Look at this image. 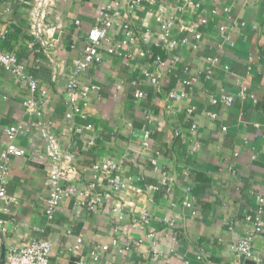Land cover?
Returning a JSON list of instances; mask_svg holds the SVG:
<instances>
[{"label": "crops", "instance_id": "1", "mask_svg": "<svg viewBox=\"0 0 264 264\" xmlns=\"http://www.w3.org/2000/svg\"><path fill=\"white\" fill-rule=\"evenodd\" d=\"M38 1L0 0V50L25 62L40 92L32 95L0 65V151L10 125L18 128L15 142L27 151L25 157L11 156L3 182L0 264L12 246L31 237L51 241L50 264H95L90 251L101 246L106 264H264V228L254 241L253 258L244 262L234 249L247 233L244 216L257 210V197L264 195V0H201L199 7L182 8L172 35L186 41L172 49L155 45V16L160 3L177 5L176 0H136L134 8L129 7L134 0H49L45 28L36 35L30 12ZM105 3L114 4L118 14L100 62L79 78L80 92L91 84L100 89L87 91L84 115L73 117L80 129L75 132L65 117L71 107L64 84ZM124 23L133 37L122 29ZM145 30L149 44L140 38ZM117 44L122 55L108 52ZM124 54L131 63L123 61ZM145 69L159 76L156 85L145 78ZM136 89L143 96L135 97ZM170 91L185 96L170 99ZM229 94L234 99L226 104L222 96ZM30 97L44 100V117L71 169L69 182L86 184L93 163L115 158L122 159L119 175L132 188L120 193L105 188L97 212L65 198L55 218H46L52 162L35 127L38 116L25 111L23 101ZM164 181V192L146 189ZM164 218L175 219V226ZM78 237L82 242L76 247ZM114 243L130 248L119 253Z\"/></svg>", "mask_w": 264, "mask_h": 264}, {"label": "built area", "instance_id": "2", "mask_svg": "<svg viewBox=\"0 0 264 264\" xmlns=\"http://www.w3.org/2000/svg\"><path fill=\"white\" fill-rule=\"evenodd\" d=\"M176 1H178L177 5H171L169 2L160 3L158 5L157 15L155 16V21L159 25V34L158 39L155 41V45L163 46L167 49H172L180 42L183 43L186 41L185 37L179 41V39L176 40L173 38L172 35V30L175 28V23L178 20V12L184 7H199L201 0ZM136 4L137 1L134 0L130 3L129 7L134 8ZM49 5V0H41L40 2L38 1L35 3L31 8V29L36 35H39L41 30L43 31L45 28V19L48 11L46 6ZM117 14L114 4H101L96 15L98 23L88 28L83 54L76 62L72 75L64 84L65 100L71 107V110L65 115V117L70 123V128L75 132H80V129L77 126H74L73 117L76 114L81 116L84 115L85 107L87 106V101L85 99L87 91H97L100 89L98 85L91 84L89 89L80 92L79 78L81 74L86 72L94 63L100 62L101 47L110 36V29L113 26V17ZM76 23H79V21H76ZM122 29L128 32L130 37L134 36L132 35L134 33L131 27L127 23L122 24ZM194 35L196 38L200 37L197 33ZM150 36L151 34L149 30H145L140 34L142 42L148 44L151 43ZM122 42L124 43L125 41L123 40ZM108 52L122 55V53H120V44H117L116 47L109 48ZM123 61L126 64H129L132 59L130 56L124 54ZM157 61L160 62L159 57L157 58ZM212 62H217V60L213 59ZM0 65L9 70V72L17 79L24 82L32 95L40 93L37 78L29 73L25 62L20 60L15 53L0 50ZM143 75L150 84L156 85L158 83L159 76L152 74L149 70H143ZM186 84H189V81H186ZM79 95H82V100L80 101L77 100V96ZM134 95L135 97H141L143 96V91L136 89ZM245 95V91L242 89L239 92V96L244 98ZM184 96L185 93L182 91H170L168 93V98L170 99H181ZM233 99L234 97L231 94L222 96V100L226 104H230ZM23 105L25 106L26 112H32L38 116L35 127L43 140L44 152L52 162L48 170L49 192L45 198L44 208L46 218L51 220L55 218L60 204L65 198H74L79 206L84 207L90 212H97L100 210L104 202L105 196L103 190L105 188L113 193H120L132 188L131 184L126 182L119 175L122 159L118 160L115 158H106L100 162L93 163L89 168L91 175L86 184L79 186L75 183L69 182V173L71 169L68 165H65V159L63 157V150L59 138L51 130L52 122L44 117V100L42 97L39 101L30 97L23 101ZM188 111H193V107ZM206 115L209 118H216L217 116V114L212 111H207ZM150 121V118L147 117V122L149 124ZM149 124L144 129V139L142 141L144 146H147L149 142ZM191 128H196V124H192ZM17 133L18 128L15 125H10L5 129L7 141L4 149L0 151V200L6 199V191L3 182L9 174V160L11 156L25 157L27 155V151L15 142ZM176 134H178V132H176ZM88 143L92 144L93 140L88 139ZM152 163L156 164V159H153ZM163 184L166 185V181H164ZM146 189L155 190L158 189V186L149 185ZM257 199L260 203L257 210L254 213H247L244 216V222L248 226L247 233L240 238L234 246L237 257L244 262L253 258L252 248L254 241L257 236L263 232L264 228V195L258 196ZM162 221L169 227L175 226V219L173 218H164ZM2 222L3 221L0 219V229L5 230L6 226L3 225ZM227 227L228 229H232L233 221H229ZM76 241V247H78L82 242V238L78 237ZM114 245L117 247L116 250L119 253H123L130 248L129 243L124 245L114 243ZM105 249L106 246H101L99 249L91 250L90 259L95 264H106L101 257V250ZM50 253L51 241L48 238L31 237L23 244L12 246L8 250L5 264H50ZM75 264H87V262L84 260H78Z\"/></svg>", "mask_w": 264, "mask_h": 264}, {"label": "trees", "instance_id": "3", "mask_svg": "<svg viewBox=\"0 0 264 264\" xmlns=\"http://www.w3.org/2000/svg\"><path fill=\"white\" fill-rule=\"evenodd\" d=\"M158 189H160L161 192H164L166 190V185L163 186L159 185Z\"/></svg>", "mask_w": 264, "mask_h": 264}]
</instances>
